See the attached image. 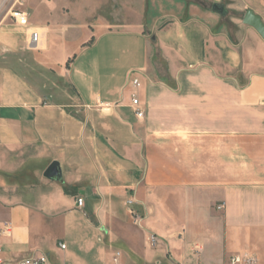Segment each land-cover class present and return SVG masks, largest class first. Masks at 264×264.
I'll return each instance as SVG.
<instances>
[{
	"label": "crops",
	"instance_id": "crops-1",
	"mask_svg": "<svg viewBox=\"0 0 264 264\" xmlns=\"http://www.w3.org/2000/svg\"><path fill=\"white\" fill-rule=\"evenodd\" d=\"M23 1L37 50L0 19V260L264 264V40L242 23L264 0Z\"/></svg>",
	"mask_w": 264,
	"mask_h": 264
},
{
	"label": "built area",
	"instance_id": "built-area-1",
	"mask_svg": "<svg viewBox=\"0 0 264 264\" xmlns=\"http://www.w3.org/2000/svg\"><path fill=\"white\" fill-rule=\"evenodd\" d=\"M7 18L14 25L28 29V47L31 50H37L40 42V32L37 29L30 28L29 16L26 11L23 10L22 0H0V19ZM131 84L134 89L139 87L137 79H133ZM131 106L134 109L135 116L139 119L142 117V112L139 109L138 99L135 94L131 96ZM77 206L81 208L83 206V200L77 199ZM223 205L217 206L218 210H221ZM133 215V214H132ZM135 223L140 221V217L137 215L132 216ZM12 227L10 224H3L0 227V236H10ZM160 240L156 235H150L148 237V244L150 247H156ZM64 245H60L61 249H64ZM0 264H48L47 259L44 256L28 257L17 262H5L0 260ZM229 264H258V260L249 255H234L229 258Z\"/></svg>",
	"mask_w": 264,
	"mask_h": 264
},
{
	"label": "water",
	"instance_id": "water-1",
	"mask_svg": "<svg viewBox=\"0 0 264 264\" xmlns=\"http://www.w3.org/2000/svg\"><path fill=\"white\" fill-rule=\"evenodd\" d=\"M211 11L219 14L220 16H225L226 15V10L224 9L222 4H213L211 7ZM242 23L245 26H248L252 29H254L258 35L264 40V24L257 14H255L252 10L248 9L244 13ZM58 166L56 163L51 164L46 172L44 173V176L46 178H53L58 176Z\"/></svg>",
	"mask_w": 264,
	"mask_h": 264
},
{
	"label": "rangeland",
	"instance_id": "rangeland-1",
	"mask_svg": "<svg viewBox=\"0 0 264 264\" xmlns=\"http://www.w3.org/2000/svg\"><path fill=\"white\" fill-rule=\"evenodd\" d=\"M22 3H23V5H24V1L22 0Z\"/></svg>",
	"mask_w": 264,
	"mask_h": 264
}]
</instances>
